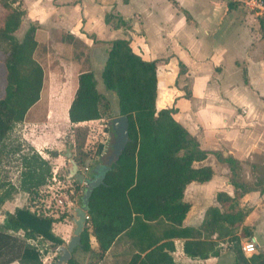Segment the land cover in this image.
Wrapping results in <instances>:
<instances>
[{
    "label": "crops",
    "instance_id": "obj_1",
    "mask_svg": "<svg viewBox=\"0 0 264 264\" xmlns=\"http://www.w3.org/2000/svg\"><path fill=\"white\" fill-rule=\"evenodd\" d=\"M21 2L25 15L20 26H35L37 46L33 55L43 69L39 99L16 126L22 139L45 158H49L45 149L58 151L51 163L63 160L61 145L51 148L39 143V133L58 116L69 128L100 121L72 124L68 120L67 110L81 66L74 57L73 43L85 46V53L97 48L105 54L104 49H108L112 40L128 39L133 52L157 63L156 108H174L175 120L195 137L201 149L208 151L207 157L194 165H207L214 171L209 180L192 181L186 186L184 200L191 206L181 226L173 228L164 221L148 222L149 237L146 238L152 242L157 239L155 243L171 240L175 264H223V260L229 264V252L223 249L222 243L218 256L206 259L186 256L183 241L192 237L183 233L189 232L193 238L200 236L199 227L206 209L218 205L216 193L224 191L233 195L229 169L222 158L230 156L243 166L245 160L252 162L254 152L264 154V37L258 29V15H242L231 0ZM257 9L260 14L264 11V7ZM107 15H110L109 21ZM47 59L53 60V64L44 66L43 61ZM252 88L260 91L259 96L250 93ZM106 144L108 146L107 141L104 147ZM100 156L101 159L104 154ZM17 189L12 198L2 204L4 211L12 212L25 201L27 193ZM240 204L250 208L243 224L249 228L252 240L255 241L256 235L262 236L260 243L255 241L262 251L264 185L256 191L245 192ZM70 228V223H53L54 233L64 243L71 237ZM168 230L175 232L165 236ZM89 231L90 250L75 258V264H125L138 250V240L127 234V230L116 234L104 250L91 228Z\"/></svg>",
    "mask_w": 264,
    "mask_h": 264
},
{
    "label": "trees",
    "instance_id": "obj_2",
    "mask_svg": "<svg viewBox=\"0 0 264 264\" xmlns=\"http://www.w3.org/2000/svg\"><path fill=\"white\" fill-rule=\"evenodd\" d=\"M261 2L264 6V0ZM24 15L21 0H0V69L4 72L0 88V170L10 152L18 153L19 149L6 141L39 99L43 82L42 66L33 55L37 46L35 26H29L22 37L16 34ZM109 19L107 15L106 20ZM257 21L264 37V11L257 16ZM156 68L155 60H144L133 52L128 39H114L106 50L100 76L104 88L114 92L115 109L97 89L93 71L80 70L67 110L72 124L109 120L117 115L128 118L129 140L117 161L103 173L102 181L93 187L87 202V222L103 250L123 230L138 240V250L125 264H175L171 255L173 242L150 241L146 238L149 237L147 223L164 221L173 228L181 226L191 206L184 200L186 186L192 181L205 182L214 173L210 166L194 165L205 159L208 151L201 149L195 137L175 120L174 108H156ZM45 152L49 158L34 149L30 155L20 157L23 169L18 185L0 178V208L17 188L25 191L29 200L27 205L17 206L12 212H2L0 264L13 261L42 264L44 243L48 242L50 248L64 242L53 231V223L59 219L42 211L40 191L52 176L51 158L59 154L54 149H45ZM86 158V153L73 156L81 168L94 167L95 164L85 163ZM222 160L228 166L234 193H216L218 205L206 209L199 227L200 236L193 238L189 232L183 233L192 237L183 241V252L191 258L206 259L218 256L222 243L232 254L230 264H264L263 252L246 254L241 248L242 239L250 240L252 234L243 224L250 208L241 205L240 199L253 188L239 178L240 161L230 156ZM96 162L100 163L101 159L97 157ZM90 170L87 180L92 176ZM71 182L75 190L80 189L76 177ZM174 232L168 230L165 236ZM89 234L86 227L80 235L79 246L84 251L90 250ZM64 264H75V261L70 257Z\"/></svg>",
    "mask_w": 264,
    "mask_h": 264
},
{
    "label": "rangeland",
    "instance_id": "obj_3",
    "mask_svg": "<svg viewBox=\"0 0 264 264\" xmlns=\"http://www.w3.org/2000/svg\"><path fill=\"white\" fill-rule=\"evenodd\" d=\"M222 1V0H219ZM226 1V0H223ZM249 0H231V3L234 4L236 9L242 15H257L260 14V10L252 3H248ZM257 18V16H256ZM27 29L25 24H21L20 28L16 32L18 37H22L23 33ZM229 40V37L227 38ZM74 44V57L79 60L80 69L79 70H92L95 79H96V87L97 89L104 93L106 97L112 102V107L115 109V97L114 92L111 90H106L103 86L101 79V70L103 67L104 58L106 55V49H104L105 54L99 52L97 48H90L85 53V46H83L80 42H75ZM103 48V47H102ZM229 48V47H227ZM64 54V53H63ZM80 55V56H78ZM77 56V57H76ZM67 59V57H65ZM42 60V58L40 59ZM50 60V61H49ZM44 66L52 65L53 60L47 59L43 61ZM1 66V64H0ZM4 72L0 69V88L3 84ZM252 80H255L253 77ZM1 92V91H0ZM251 94H257L259 96L260 91L258 89L252 88L250 90ZM108 120H100L98 122H91L86 124H80L79 126H71V128L67 127V123L63 120L61 116L56 117L52 123H50L47 129L41 131L39 133V143H43L45 146H50L51 148H58L60 145L61 154L64 158L61 161L55 160L52 163V174H55L56 181H53L50 178L47 184L41 188L40 198H43V207L42 211L46 212L49 215H53L59 220L56 223H70L72 229L73 224L71 223V217H73V207L79 205L81 200L80 196L82 195L85 186L80 184V189L75 190V184L71 182V179H68L65 175V169L69 167L70 163L67 160L65 155L66 151H70L73 156H78L80 153H86L87 158L85 159V163H91L92 165L97 164V157H101L100 155H107L110 150V128L106 124ZM106 124V125H104ZM66 133V139L64 140L63 133ZM64 133V134H65ZM108 143V146L105 143ZM7 143H12L14 149H19L18 153L10 152L1 167L0 170V178L5 182L15 183L18 185V180L20 178L21 171L23 169L22 160L20 159L23 155H30L33 152V148L22 139L19 128L15 127L10 135V138L7 139ZM16 145V146H14ZM11 146V147H12ZM99 154V156H97ZM96 156V157H95ZM103 156V157H104ZM95 157V158H94ZM252 162L248 160L243 161V166L239 170V178L243 183L249 187L253 188L251 191H256L258 188H263L264 185V154L259 152H254L251 158ZM60 163V164H59ZM64 163V164H63ZM225 166V165H223ZM58 167V168H57ZM83 167H87L84 165ZM81 168V167H80ZM88 168L87 173L89 172ZM86 173V174H87ZM61 200V201H58ZM29 200L25 199L22 205H27ZM4 209L0 208V222L2 220V212ZM59 226H61L59 224ZM88 232H90V227L87 222ZM71 229V228H70ZM72 229L70 231V235H72ZM260 235V234H259ZM258 235H256L255 241L260 243L263 239H261ZM245 241H249L247 238L242 239V243ZM49 243H44V253L41 255L42 264H55L59 253L55 247L48 248ZM62 245H66L63 242ZM77 249L74 256L72 254L73 259L79 258V256L85 252L80 247L77 246ZM74 249V250H75ZM223 249H226L229 252V264L232 254L226 244H223ZM73 250V251H74ZM72 251V252H73ZM264 253V250H262ZM257 248L256 252H262ZM64 264V263H61ZM223 264H225V260H223Z\"/></svg>",
    "mask_w": 264,
    "mask_h": 264
},
{
    "label": "water",
    "instance_id": "obj_4",
    "mask_svg": "<svg viewBox=\"0 0 264 264\" xmlns=\"http://www.w3.org/2000/svg\"><path fill=\"white\" fill-rule=\"evenodd\" d=\"M107 125L110 128V152L101 158V162L94 165L90 172L91 178L87 180L84 178L83 173L80 171V167L71 157V152L66 151L65 155L69 167L65 169L66 177L71 179L76 177L78 182L83 180L86 182L83 194L81 196V203L73 207V217L71 218L73 229L72 235L66 245L56 246V250L59 253L55 264L65 263L71 256L72 251L80 244V235L87 226V202L89 195L93 187L98 185L103 178V173L110 169L113 162H116L119 155L125 148L128 142V118L126 115H117L108 120Z\"/></svg>",
    "mask_w": 264,
    "mask_h": 264
},
{
    "label": "built area",
    "instance_id": "obj_5",
    "mask_svg": "<svg viewBox=\"0 0 264 264\" xmlns=\"http://www.w3.org/2000/svg\"><path fill=\"white\" fill-rule=\"evenodd\" d=\"M248 2H252L255 6L260 7V8H261V7H264V6L262 5L261 0H249ZM80 171H81V173H83V176H84V178H85V177H86V173H87V171H88V167L80 168ZM51 178H52L53 181H56L55 174H52ZM80 184H82L83 186H85V185H86V182L83 180ZM58 201H61V200H58ZM249 243H251V244L253 245V248H254V251H253L252 253H255L256 250H257V245H256L255 241L252 240V239H250L249 241H245V242H243V243L241 244V248H242V250L244 251V253H246V251H245V247H246V245L249 244ZM246 254H248V253H246ZM250 254H251V253H250Z\"/></svg>",
    "mask_w": 264,
    "mask_h": 264
},
{
    "label": "clouds",
    "instance_id": "obj_6",
    "mask_svg": "<svg viewBox=\"0 0 264 264\" xmlns=\"http://www.w3.org/2000/svg\"><path fill=\"white\" fill-rule=\"evenodd\" d=\"M246 253L250 254L254 251L253 245L251 243L247 244L245 247Z\"/></svg>",
    "mask_w": 264,
    "mask_h": 264
}]
</instances>
